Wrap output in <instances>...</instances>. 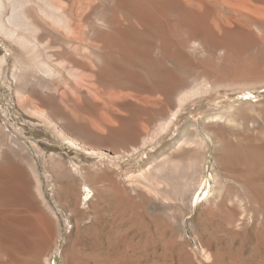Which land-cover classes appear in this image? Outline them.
I'll return each mask as SVG.
<instances>
[{
    "label": "rangeland",
    "instance_id": "rangeland-1",
    "mask_svg": "<svg viewBox=\"0 0 264 264\" xmlns=\"http://www.w3.org/2000/svg\"><path fill=\"white\" fill-rule=\"evenodd\" d=\"M230 18L223 27L236 31L240 43L227 44L229 51L219 44L212 52L203 37L196 45L181 42L175 61L161 68V81L174 78L191 88L212 69L232 85L209 88L212 94L203 85L161 130L154 126L159 118L176 110L162 91L161 102L169 106L161 103L151 122L148 114L138 116L146 109L131 99L109 111L83 106L77 119L45 107L50 117L45 122L30 112L25 97L15 95L14 55L0 36V57H6L0 59V161L14 154L29 170L33 191L39 187L35 204H20L16 212L37 233L40 248L32 264L46 257L48 264H264V75L247 71L262 55L264 31L251 21L242 40V26ZM140 71L149 89L152 75ZM215 111L226 113L227 120H208ZM130 120L141 123L145 145L142 136L129 139ZM57 128L76 142L62 140ZM198 137L209 138L205 151L196 147ZM194 147L197 153L184 154ZM191 180L199 189L179 193ZM24 252L21 258L29 256Z\"/></svg>",
    "mask_w": 264,
    "mask_h": 264
},
{
    "label": "bare ground",
    "instance_id": "bare-ground-1",
    "mask_svg": "<svg viewBox=\"0 0 264 264\" xmlns=\"http://www.w3.org/2000/svg\"><path fill=\"white\" fill-rule=\"evenodd\" d=\"M215 15L219 21L218 17L213 21ZM231 16L242 26L239 27L242 40H246L251 21L264 31V0H0V36L14 55L12 74L18 83L15 95L25 97L30 112L45 122L50 118L45 107L59 114L69 112L77 119V112L83 106H106L109 111V107L117 103L118 106L119 102L128 106L129 102L123 103L126 99L133 100L137 106L142 105L147 112L144 110L138 116L148 114L151 122V119L157 120L159 107L169 106L161 102L162 91L167 95L165 99L173 101L176 110L166 118H159L154 126L155 130H161L171 125L178 112L200 89L205 90L201 88L203 85L206 93L221 87L225 81H232L212 69L201 76L199 86L196 84L191 88L174 78L165 85L161 81V68L175 61L181 42L182 45H196L203 37L212 52L219 44L226 45L229 51L230 44L238 43L240 40L234 35L236 31L223 27L230 23ZM220 27L223 32L218 36L216 31ZM181 33L183 38L180 40ZM259 37L263 40V36ZM261 52L260 58L247 67L248 73L255 74V77L264 75V50ZM5 58L0 57L2 61ZM142 69H149L152 75L149 89H144ZM209 119L227 120L226 113L221 111H215ZM130 121L132 124L133 120ZM138 125L136 121L130 130L132 137L129 139L132 141H138L143 135L139 121ZM57 129L62 140L69 144L74 142L72 136L64 134L61 128ZM215 134L223 136L224 133L216 129ZM205 141L209 138H201L196 147L205 151ZM144 143L143 137L141 146ZM183 150L186 155L197 153L195 147ZM176 168L175 164L169 166V170ZM28 171L14 154L6 155L0 161V264H29L30 260L33 261L32 255L40 248L31 222L16 214L21 208L18 205L28 208L35 204L33 193L35 190L39 193L37 185L33 191ZM159 171L165 173L168 167H161ZM182 189L179 193L191 195L199 188L194 183H186ZM22 251L28 252L29 256L21 258ZM42 264H48L47 257Z\"/></svg>",
    "mask_w": 264,
    "mask_h": 264
}]
</instances>
